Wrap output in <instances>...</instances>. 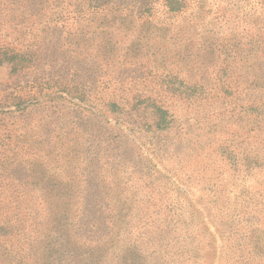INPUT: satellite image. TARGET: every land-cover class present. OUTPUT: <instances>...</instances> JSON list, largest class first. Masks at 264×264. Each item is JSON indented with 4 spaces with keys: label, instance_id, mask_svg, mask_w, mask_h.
I'll return each instance as SVG.
<instances>
[{
    "label": "rangeland",
    "instance_id": "374dc122",
    "mask_svg": "<svg viewBox=\"0 0 264 264\" xmlns=\"http://www.w3.org/2000/svg\"><path fill=\"white\" fill-rule=\"evenodd\" d=\"M205 2L202 16L160 12L163 30L76 23L61 35L63 42L55 40L64 47L50 57L54 68L88 87L87 101L59 98L11 120L18 136L19 129L30 134L38 168L76 197L81 215L72 227L83 242H103L105 264L125 257L138 264H264V165L254 163H264V122L257 121L263 91L224 92L223 82H242L249 61L245 53L233 60L209 47L219 39L241 44L256 36L258 12L244 0ZM221 67L238 77L220 74ZM12 68L0 64V83ZM180 79L191 86L168 87V80L178 85ZM156 92L172 112V128L164 133L149 127L144 104L131 109L136 94ZM110 100H127V109H109ZM14 142L19 148V138ZM11 154L6 150L3 157ZM10 164L0 166V178L16 182L20 168H30L19 166V157ZM27 194L38 210L29 209L28 225L38 224L31 233L38 236L45 232L48 205L38 190ZM82 262L79 256L73 264Z\"/></svg>",
    "mask_w": 264,
    "mask_h": 264
},
{
    "label": "trees",
    "instance_id": "16d2710c",
    "mask_svg": "<svg viewBox=\"0 0 264 264\" xmlns=\"http://www.w3.org/2000/svg\"><path fill=\"white\" fill-rule=\"evenodd\" d=\"M246 2L247 9L258 12L256 25L259 32L256 36L252 37V34L251 39L241 44L230 39L223 42L219 39L209 47L213 52L218 49L226 55L233 54V60H240L239 56L242 60V53H245L249 61L245 64L248 70L240 74L241 78L244 77L242 82H223L220 88L224 92L258 88L264 95V0H244ZM206 4L209 3L205 0H0V64L9 62L13 65L11 77L0 83V166L9 168L12 166L10 163L16 162L18 157L19 166L22 163L30 165L29 169L20 168L19 178L14 176L18 178L16 182L10 180L14 179L10 175L0 178V194L4 190L7 193V190L14 189L10 195L0 197V264H23L26 256H29L26 264L31 258L34 259L33 264H73L79 256L82 257V264H105L103 242H83L76 236L78 228L72 227L73 223L76 224V218L80 221L81 215L75 210L76 197L65 193L66 186L60 181L47 178L46 173L38 168L29 150L32 147L28 143L30 134L19 129L18 136L13 125L15 121L11 122L17 112L20 120L30 110L59 98L76 100L75 105L87 101L88 87L81 86L77 76L53 67L50 53L64 47L61 41L65 37L61 35H69L76 23H93L95 20L103 26L122 27L127 24L131 28L139 27L140 33L152 31L154 27L163 30L164 25L160 26L156 20L160 12L170 16L187 13L202 16ZM58 37L61 38V41L58 39L60 43L55 42ZM104 46L106 50L108 46ZM249 69L253 71L252 76ZM218 71L231 77L237 75L228 72L227 67H221ZM159 75L165 78L164 73ZM163 79L161 84L167 80ZM167 84L168 87L174 86V91L191 86L181 79L178 85L172 80H168ZM199 85L204 86H193ZM156 93L158 97L136 94L131 109L140 111V106L144 104L143 110L148 109L151 114L149 127L162 133L168 132L172 128V112L166 106L162 92ZM105 103L111 110L120 106L127 109L128 106L127 100L121 104L116 100ZM258 110L257 121L260 125L264 122L263 102ZM16 138H19V148L14 142ZM6 150L12 154L3 157ZM247 158L251 160L254 157L250 154ZM254 163L264 165L255 159ZM31 189L38 190V196L48 205L43 235L41 232L38 236L31 235L34 229H39L36 222L31 227L28 225L32 219L29 209L36 210L30 206L33 196L27 194ZM34 217H37L36 213ZM90 217L96 218L98 215L90 211ZM138 263L127 257L120 260V264Z\"/></svg>",
    "mask_w": 264,
    "mask_h": 264
}]
</instances>
